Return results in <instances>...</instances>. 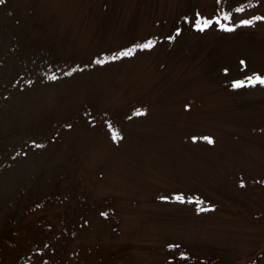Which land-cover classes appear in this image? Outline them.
<instances>
[{"label": "rangeland", "instance_id": "rangeland-1", "mask_svg": "<svg viewBox=\"0 0 264 264\" xmlns=\"http://www.w3.org/2000/svg\"><path fill=\"white\" fill-rule=\"evenodd\" d=\"M6 7L3 47L16 19L48 55L49 44L68 53L67 76L23 99L20 91L16 108L35 124L47 115L36 126L49 142L36 169L55 162L49 180L67 173L64 183L76 184L73 191L62 183L53 202L84 198L80 206L70 200L83 227L49 211L41 218L74 253L82 244L80 264H264V84L250 83L264 79V0ZM148 41L151 48L140 47ZM15 189L16 158L0 150V216ZM13 227L0 237V264H16Z\"/></svg>", "mask_w": 264, "mask_h": 264}, {"label": "trees", "instance_id": "trees-1", "mask_svg": "<svg viewBox=\"0 0 264 264\" xmlns=\"http://www.w3.org/2000/svg\"><path fill=\"white\" fill-rule=\"evenodd\" d=\"M4 5H7V10L10 9L9 0L0 3V8H3ZM7 10L6 12H9ZM9 16L12 15L9 14ZM5 18L4 15L3 20ZM184 19H187V17H184ZM14 21V29L9 28L7 31L12 36L9 44L3 47L0 41V138L2 141L0 142V150L4 153V156L9 157V162L14 161L16 158V196L14 202L13 193H11V197L4 199V212L0 217L4 218L5 216V220L4 228L0 230V237L2 233L13 230V226L16 224V234H20V239L16 242V264H68L72 259H75L73 263L80 264L76 255L79 253V246H82V244L78 246V250L74 253L68 245V241L52 233L49 223L47 224L46 220L41 218H45L47 216L46 212L49 211L53 216L63 215L71 223L74 221L75 226L83 227V217L80 216L82 212H77L76 209L73 210L70 200L72 201L73 196L74 203L78 204V201L83 203L80 200L84 201V198L78 195L80 200L75 199L73 194L62 205L53 202L55 193H57L56 189L64 183L65 178H68V174L60 176L56 181L54 179L50 181L49 175L52 173L54 177V168L57 167L55 162H50V165L46 168L36 169L37 156L40 152L47 150L49 144L43 137L42 129L36 128L47 117L46 112L42 114L43 117H38L42 118L37 120L35 124L33 119L24 120L27 114L20 113V106L16 108V98L19 96L20 91H23L20 94L23 99L28 91L32 92L29 96L33 94V91L37 94V92L45 90L50 82L55 83L60 75L62 79L67 76L64 61H66L65 57L68 56V53L61 52L57 54L54 51L55 47L49 44L53 51H51V55H48L46 53L48 50L45 52L43 48L35 44L38 40L33 35L27 34L25 28L19 26L16 28V19ZM23 23L24 21L20 25H23ZM176 32L178 33L179 29ZM8 63H11V65L8 66ZM35 70L39 71L40 74L38 75ZM47 71L53 73L55 79L45 78L44 72ZM33 88L34 90H31ZM59 135L60 133L57 137ZM53 138L55 137L53 136ZM8 140L16 141V145H9ZM56 146L60 147L59 142ZM11 148H13L12 152H10ZM31 163H34V167L28 170ZM64 184L73 191L76 190V184L71 182ZM49 185H53L54 188L52 190L48 189ZM14 204H16L15 209H13ZM80 208L82 210L86 209L82 205ZM15 216L16 221L14 222ZM77 227L76 229H78ZM24 232H27V234L23 235ZM62 233L65 234L67 231L62 229ZM106 263L97 261L95 264Z\"/></svg>", "mask_w": 264, "mask_h": 264}, {"label": "snow or ice", "instance_id": "snow-or-ice-1", "mask_svg": "<svg viewBox=\"0 0 264 264\" xmlns=\"http://www.w3.org/2000/svg\"><path fill=\"white\" fill-rule=\"evenodd\" d=\"M4 0H0V3H3ZM257 19H259V17H257ZM244 23H249L248 21H245ZM209 26V22L208 21H205L204 23V28H207ZM197 27L199 28V24H197ZM223 27V26H222ZM200 30H203L202 28ZM227 31H231L232 29L231 28H227L225 29ZM153 46V42L152 41H148L146 42L145 44L141 45L140 47L141 48H151ZM122 55H131V51H128V52H123ZM116 57H113V59H115ZM105 61L103 60H97L96 63H104ZM52 79H55V77H51ZM260 83V84H264V79H261L260 77H256L255 81H250V83ZM235 87H240L242 86L241 84L237 83L236 85H234ZM137 114H141V113H137ZM115 139V136L113 137ZM208 143H212L211 139L209 138H205ZM177 199H182L181 197H177Z\"/></svg>", "mask_w": 264, "mask_h": 264}]
</instances>
